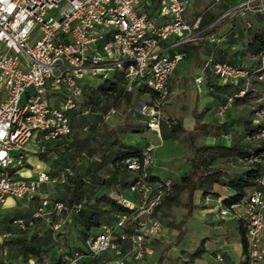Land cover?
<instances>
[{
    "label": "built area",
    "instance_id": "2783aa9c",
    "mask_svg": "<svg viewBox=\"0 0 264 264\" xmlns=\"http://www.w3.org/2000/svg\"><path fill=\"white\" fill-rule=\"evenodd\" d=\"M213 7L225 0H205ZM152 0H0V209L7 200L26 204L36 199L32 219L16 218L14 232H25L41 220L63 234L72 213L81 205L67 211L62 203H52L44 186L62 181L48 172L37 171L31 178H22L25 168V147L39 135L38 152L43 153L55 141L72 135L68 113L77 107L83 94L82 82L89 78H108L118 74L127 93L146 87L156 95L151 105L144 104L142 115L148 130L161 134L163 121L161 106L169 96V81L178 63L186 57L184 51L166 55L161 44L174 40L183 47L202 39L200 17L192 23L184 20L185 0H159L156 11L162 23L149 14ZM264 16V0H244L228 8L222 19ZM210 27V26H209ZM264 34V32H263ZM239 33H213L207 43L216 47L228 38L238 39ZM202 74L194 78L198 90L206 75L234 86L242 83L236 98L252 91V80L264 84V50L257 56V66L247 70L227 61H217L213 52L204 59ZM63 94L61 103L52 106L49 94ZM234 97H228L215 108L222 118ZM87 108L83 115H90ZM119 115L110 107L103 115L107 124ZM254 124L264 121V109L258 110ZM171 128L173 123L166 122ZM87 131V127L83 128ZM255 140L264 143V128ZM157 145L148 142L141 156L124 163L132 173L126 187L116 185L111 197L127 212L115 213L110 224H103L90 235L83 250H75L64 264H81L97 260V264H145L153 244L160 240L163 224L156 213L170 196V179L151 180L155 167ZM263 166L256 187L240 204L225 208L220 204L213 210L224 220L234 218L242 222L247 240L248 264H264V154L253 158ZM64 215L66 220H52ZM1 228V219H0ZM0 233V240L9 237ZM217 253L213 263H222ZM29 264H34L30 261Z\"/></svg>",
    "mask_w": 264,
    "mask_h": 264
},
{
    "label": "trees",
    "instance_id": "16d2710c",
    "mask_svg": "<svg viewBox=\"0 0 264 264\" xmlns=\"http://www.w3.org/2000/svg\"><path fill=\"white\" fill-rule=\"evenodd\" d=\"M158 4L159 0H155V6H152L149 11L150 15L155 12ZM198 17H200L202 39L185 45L184 53L187 56L188 50L194 51L196 63L200 64L201 57L205 59L208 54L214 53V47L207 43L206 37L216 32L222 24L229 22V19L214 23L215 18L211 15L202 13ZM248 36L250 40L246 44V51L253 56H258L264 50V34L259 28L249 27ZM221 59L219 61H225ZM228 62L231 63L229 60ZM241 85L242 83L238 86ZM138 91L140 94L151 93L152 97L146 105H151L156 98V95L146 87L139 88ZM238 91L239 89L229 96L234 97V102L246 101L249 98L250 92L243 98H236ZM134 92H125L122 78L118 74H114L111 78H101L90 90L83 87V94L77 102L76 109L68 113L72 135L66 139L65 148L59 152L60 164L58 162L50 164L48 161V154L52 153L54 148L48 147L45 152L37 153L39 160L50 167L52 178H62V181L52 185L54 190L53 194L50 193L52 203H62L67 211L72 210L76 205H81L78 212L71 214L65 226L66 232H69V226L76 230L78 245L69 248L65 242L61 241L63 238L66 239L65 234H54L53 230L41 220L35 222L34 228L25 232H14L12 221L16 218L30 220L33 211L31 214L11 218L9 228L3 231L11 235L0 240V264H29L30 261L34 264H64L65 258L73 251L83 250L87 238L92 235V230L99 229L103 224H110L115 213L128 211L111 197L110 192L116 185L126 187L129 184L132 173L125 168L124 163L139 158L142 152V148L136 144H127L124 134L143 133L147 129L146 125L123 124V126L109 129L102 134V138H95L96 144L89 147H86V140H79L75 136L73 127H81L82 132H93L97 126L105 124L102 121V115L110 107H116L121 102H125L127 108L133 109L135 102L138 101V98L133 96ZM226 99L221 103H224ZM164 104L161 106L162 111ZM87 108H90L92 113L83 115V111ZM208 111L209 109L205 108L200 114L197 111L193 113L194 127L190 133L191 155L184 159L189 167L188 171L172 184L170 196L156 209L157 214L164 206L178 204L182 196L186 198L187 215L192 214L194 210L206 209L205 206L194 203L195 195L198 193L202 200L206 198L218 200L221 195L215 188H227L233 192L232 195L222 198L220 202L221 206L231 208L240 204L256 187V180L263 166L260 162H251V159L263 157L264 143L261 140H255V137L259 130L264 128V123L254 124L251 120L243 119L222 123L214 128L220 129L224 136L230 137L228 146L221 141L215 144L196 145L195 139L200 135L206 136L208 129L213 128L203 122V116ZM235 124L240 129H234ZM84 127H87V131H83ZM170 130L174 134L183 131L181 121L177 120L173 123ZM82 156L84 166L81 168L78 159ZM150 178L151 180L160 179L154 175ZM35 201L36 199H33L30 203ZM52 218L55 219L53 215ZM39 224L45 225L48 229L44 231L37 228ZM238 234L241 264H248L247 240L240 220ZM179 237H181L180 234ZM205 244L206 239H203L193 253L181 251V254L186 253L190 257L184 264L200 259L205 253ZM65 248L70 250L63 252ZM97 262V260L84 261L81 264H97ZM162 263L163 261L160 262Z\"/></svg>",
    "mask_w": 264,
    "mask_h": 264
},
{
    "label": "rangeland",
    "instance_id": "374dc122",
    "mask_svg": "<svg viewBox=\"0 0 264 264\" xmlns=\"http://www.w3.org/2000/svg\"><path fill=\"white\" fill-rule=\"evenodd\" d=\"M241 1L243 0H228L230 4L229 7H234ZM153 3L155 6V0L151 2V4ZM211 10V8L209 9V5L203 1L190 0L189 5H186V16L188 17V21L190 23L196 14L198 16L202 13L209 14ZM240 19H236V21L241 27L250 21L249 19L247 20V18ZM229 24L230 23L226 24V29L229 28ZM224 30L225 29L223 28L222 31ZM190 59L192 61H190ZM193 63H196L194 55H192L189 59L183 60L177 65L176 72L174 74L175 78L177 79L176 85L173 87L171 94L169 93L170 96H168L164 104V110L162 111V124L166 126L167 130H170V128L166 122L176 123V117L180 119L184 127L183 131L177 132L175 134L173 133L174 137L166 138V147L164 149L159 150L158 152L155 150L153 153L154 156H156V154L158 155V159L155 158V161L157 159L158 165L164 167V170L160 176L163 179H166L164 177L169 176L171 172H177L183 169H185L186 172L188 171L189 167L184 162V159L190 157L191 155L190 133L193 129V113L195 111L200 114L205 108H208V113L203 116V122L210 127H214L221 124L219 121L231 122L233 120V116L240 118L249 116L253 122L255 119H257L256 113L258 110L264 109V101H258L257 96H254V98H248L249 102L239 104L236 107H233L231 104L228 113H226V115L222 118L218 117L216 113H214L215 102L211 99L209 100V97L206 94L205 86H201L200 90L198 91V88H196L193 83L194 78L200 73L199 70L193 68ZM111 77L112 74H109L108 78ZM86 81H88V83L84 88L87 90H90L91 85L93 86L96 83L95 81H91L89 77H86L83 80V82ZM143 88L144 87H142V89ZM138 90L139 88L133 94L135 98H138V101L135 102L133 109L127 108L125 106V102H121L115 107L118 110L119 115L111 122L97 126L93 132H82L81 127L75 126L73 127L75 136H77L79 140H86V147H89L96 144L95 138H102V134L109 129H113L117 126H123V124H145V117L142 115V107L151 99L152 95L150 92L140 94ZM155 134L156 133H153V131L146 129L140 134H131L127 132L123 137L127 144L134 143L138 144L139 146H143L148 141H157ZM212 141L214 144L221 141L222 144L227 146L230 143V139H227L226 136L223 135V132L217 128H210L208 129L206 136L200 135L195 139L196 145L203 143L208 144ZM58 144L59 146L56 148V150L53 153L48 154V161L50 164H55L56 162L60 164L59 152L65 148L64 146L66 142L60 141ZM83 158L84 157L82 156L78 159L81 168L84 166ZM182 164L184 166H182ZM155 171L154 169L151 170V175H153ZM47 192L49 196L50 193L53 194L54 190L52 185L48 186ZM194 203L199 206H205L206 209L208 207L202 201H200L199 197L197 196L194 198ZM22 208L23 207L19 206L18 209H15V211L22 215ZM206 209L194 210L192 214L187 215L188 210L185 196L181 197L178 204L164 206L159 212L163 224L162 236L160 240L154 242L152 252L150 255H148L145 264H160L161 261H163L162 264H184L185 261L187 262L190 259L189 255L186 253H193L199 246L200 241L203 239H206L205 248L207 251L215 249L219 243V237L217 236L218 229L209 226L207 223L212 219L211 217L215 216V214L206 212ZM15 216L16 214L10 212L1 216L3 220L2 222L5 226L4 231L8 229L11 217ZM59 219L66 220L64 215L55 217V219L52 218L54 222H58ZM37 228H40L44 231L48 229V227L43 224H39ZM68 228L69 232H66V229H64L65 233H63L65 234L66 239L63 238L61 241L65 242V244L71 248L75 245H78V243L76 230L71 226ZM98 231V229H94L91 231V233L94 234ZM179 234L181 237H179ZM69 250L70 249L66 250L65 248L62 251L67 252ZM181 251L186 253L181 254ZM190 264L201 263L200 260L197 259Z\"/></svg>",
    "mask_w": 264,
    "mask_h": 264
},
{
    "label": "crops",
    "instance_id": "0c3cea01",
    "mask_svg": "<svg viewBox=\"0 0 264 264\" xmlns=\"http://www.w3.org/2000/svg\"><path fill=\"white\" fill-rule=\"evenodd\" d=\"M185 1L187 2V5H189L190 0H185ZM198 1H203V2L207 3L205 0H198ZM243 1H241V2H243ZM152 2H153V0H152ZM191 4H192V1H191ZM152 6H154V3L150 5L149 10L151 9ZM229 6H230V4H229L228 0H225V1L215 5L213 7L209 6V9L211 8L212 10L209 12L208 15L213 16L215 18L214 23H216L220 20L222 14L228 8H230ZM157 9H158V7H157ZM157 9L151 15V17L156 23L159 24V23H162V19H160L158 17V15L156 13ZM186 15H187V11H185L184 20L186 22H189L188 21L189 19ZM197 17H198V15L196 14V16L193 17L192 22ZM240 18H247V20L249 19L250 21L247 22L246 24H244L243 27H241L236 21V19L238 20ZM236 19L233 18V19L229 20V22H227V23H230L229 28L226 29L227 23H224L214 33L222 34V35H228V37H229V34H231L232 31L236 30L239 33L238 39L234 40V39L228 38L224 43L214 47V55L218 61L222 58L223 60H225L227 62H228V60L231 61V64L241 66L247 70H253L257 66V56H253L246 51V44L250 40L249 36H248V28L249 27L250 28H259V29H261L262 32H264V16H257V17L246 16V17H237ZM192 22H190V23H192ZM223 28L225 29L224 31H222ZM195 42H193V43H195ZM160 47H161V50L163 51V53H165L166 55H170V56L176 52L184 51V46L183 47L174 46V40H169L168 42L161 44ZM192 55H194V51L188 50L187 56L185 57V59L191 58ZM190 61H192V60L190 59ZM203 62H204V57H202V61L200 64L199 63H193V68L199 70V72H200L196 77H198L202 74L201 68H202ZM176 68H177V66H176ZM176 68L173 72V75L170 78V81H169V86H170L169 92H170V94L173 90V87L176 85V81H177V79L174 76V74L176 72ZM90 80L95 81L96 82L95 84H97L99 82V80H101V78H90ZM87 83H88V81L82 82L83 87H85V85H87ZM252 84H253L252 85L253 88H252V91L250 92L249 99L252 97L254 98V96H257L258 101H260V100L264 101V84L262 82H256L255 80L254 81L252 80ZM201 86H205L206 94L209 97V100L211 99L212 101L215 102V108H216V106L221 104V102H223L226 98H228L231 94H233L237 89L243 88V85L234 86V85L229 84L227 82L216 80L215 78H213L210 75L205 76L204 81H203ZM221 86H226V87L225 88H219ZM91 87H92V85H91ZM260 95H261V97H260ZM62 96H63V94H61V93L60 94H49L48 101L52 106L57 107L62 101ZM245 102H249L248 99L246 101H235L232 103V105H233V107H236L239 104H242ZM228 111H227V113H228ZM214 113H215V109H214ZM232 119H233L232 121L239 120V119L249 120V121L251 120L249 118V116H244L243 118L233 116ZM177 120H180V119L176 117V121ZM227 122H230V121H227ZM227 122L226 121L225 122L219 121V123H221V124L227 123ZM262 123H264V122H262ZM181 124L183 127L182 122H181ZM236 125L237 124L234 125V129H240V127H238ZM193 127H194V122H193L192 128ZM183 129H184V127H183ZM212 129H215V128L213 127ZM153 133H156V132L153 131ZM155 135H156L157 141L153 142V140H152V141H148V142H152V143L157 145V148H156L157 152L166 147V138L174 137V134L172 133V131L167 130L166 126H164V124L161 125L160 136H158L157 133ZM226 138L230 139L229 136H226ZM40 140H41L40 136L36 135L30 142L27 143V145L25 147L26 164H25V168L19 172L20 177L31 178L35 175V173L37 171L48 172L51 174L50 167L47 164L40 161L38 156H37L38 146H39ZM60 141L67 142L66 139H60V140L53 142L49 147L54 148V151H55V149L57 148L56 146L59 145L58 143ZM148 142H146L143 146H145ZM208 144H214V142L212 141ZM136 145L139 146L138 144H136ZM143 146H139V147L143 148ZM29 155H31V156H29ZM155 158L158 159L157 154H156V156H154V159ZM157 159L155 161V167H154V171L155 170L156 171L154 172L153 175L161 178L160 176H161L162 171L164 170V167H161L160 165H158ZM182 166H184V165L182 164ZM185 172H186L185 169H183L181 171H177V172H171L170 173L171 176L169 175V176H166L164 178L170 179L173 183H176L179 180V177ZM48 186H50V185H48ZM48 186L43 187V191H45L46 193H48L47 192ZM215 190L221 195V198H219L218 200L213 199V198H206L205 200H202L198 193L195 195V197L196 196L199 197L200 201H202L206 206H208L206 209L207 211L206 210L205 211L210 213V214L213 213V210L216 209L219 204L221 205L220 202H221L222 198H225V197L233 194V192L227 188H215ZM36 205H37V200L34 203H28V204L21 202V201L15 202L13 200H7L6 206L4 207V209H2V210L0 209V219H1L0 233L5 230L4 229L5 226L2 222L3 220L1 217L3 214L10 212V213L16 214V217H17V216L21 215L17 211H15V209H18L19 206L23 207L22 208L23 209L22 214H29V213L31 214L34 211V208ZM11 218H13V217H11ZM211 218L212 219L209 220L207 223L209 226L215 227L218 229V235L217 236L219 237V243L217 244V247L213 250L207 251L205 248V253L199 259L200 263L201 264L213 263L214 255L217 253H220L223 256V259H224L223 262L222 263H214V264H241V246H240L239 234H238L239 220H236L234 218H226L224 220H219L216 216L211 217Z\"/></svg>",
    "mask_w": 264,
    "mask_h": 264
},
{
    "label": "water",
    "instance_id": "95a60500",
    "mask_svg": "<svg viewBox=\"0 0 264 264\" xmlns=\"http://www.w3.org/2000/svg\"><path fill=\"white\" fill-rule=\"evenodd\" d=\"M59 235V234H58Z\"/></svg>",
    "mask_w": 264,
    "mask_h": 264
}]
</instances>
